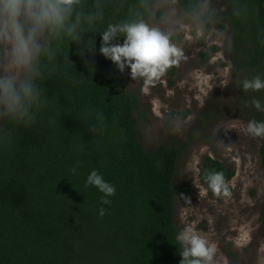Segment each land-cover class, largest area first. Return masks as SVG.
I'll return each mask as SVG.
<instances>
[{
  "label": "trees",
  "instance_id": "16d2710c",
  "mask_svg": "<svg viewBox=\"0 0 264 264\" xmlns=\"http://www.w3.org/2000/svg\"><path fill=\"white\" fill-rule=\"evenodd\" d=\"M227 7L228 0H223ZM264 24V0H252ZM232 45L227 48L236 79L264 72V47L254 26L230 24ZM81 56L70 46L69 79L53 76L42 82L50 98L47 111L29 129L12 130L11 144L0 148V264H179L175 241L173 186L180 153L174 144L146 150L136 133L138 98L125 90L122 75L98 53ZM215 49V47H212ZM204 63L207 53H201ZM87 61V63H86ZM73 79L75 83H73ZM239 95L251 119L264 112L251 105L264 91ZM102 130L93 135L96 114ZM48 116L55 122L48 124ZM83 147L82 152L75 150ZM264 169V137L259 146ZM76 169L75 174L70 170ZM92 169L116 186L110 205L102 195L84 187ZM232 174L219 160L204 157L201 173ZM99 207L105 215H97Z\"/></svg>",
  "mask_w": 264,
  "mask_h": 264
},
{
  "label": "clouds",
  "instance_id": "9594fccd",
  "mask_svg": "<svg viewBox=\"0 0 264 264\" xmlns=\"http://www.w3.org/2000/svg\"><path fill=\"white\" fill-rule=\"evenodd\" d=\"M242 22L254 26L257 43L264 47V24L252 0H228L221 7L220 0H0V121L12 128H32L38 117L50 106V98L42 82L53 76L69 79L67 69L70 46L83 56L96 49V34L99 35L98 53L123 74L128 70L134 81L142 82L140 91L147 95L150 86L161 80L166 70L185 59V43L203 42L208 48L221 49L212 57L225 66L217 67L215 74L194 69L191 73L194 97L201 107L204 98L217 84L228 85L233 77L231 61L224 59L222 51L232 45L231 23ZM87 63V61H86ZM214 81H218L215 83ZM73 83H75L73 79ZM242 92L264 91V72L235 79ZM184 81L178 86L183 87ZM171 94V93H169ZM188 103L190 100L185 98ZM152 113L163 119L168 110L159 99L151 100ZM252 107L264 112V102L255 96ZM177 113L171 117V130L180 134L192 120ZM93 124V135L102 130L103 116L96 114L88 119ZM48 124L55 118L48 116ZM236 129L254 137H264V120L249 119L239 125L228 127L221 124L215 131ZM11 144V131L0 128V148ZM75 150L83 151L81 145ZM207 151L201 146L193 153L186 165L199 199L230 197L229 184L222 171L201 173L200 156ZM75 174L76 169L70 170ZM94 187L102 195L101 205H110L116 186L105 180L96 169L88 172L84 187ZM97 215L103 217L105 208L99 207ZM236 234L226 239L237 249L246 248L252 241L247 224L235 223ZM179 245V264H215L217 245L196 227L195 222L185 223L175 234ZM254 264H264V241L258 242Z\"/></svg>",
  "mask_w": 264,
  "mask_h": 264
},
{
  "label": "rangeland",
  "instance_id": "374dc122",
  "mask_svg": "<svg viewBox=\"0 0 264 264\" xmlns=\"http://www.w3.org/2000/svg\"><path fill=\"white\" fill-rule=\"evenodd\" d=\"M220 2L224 7L223 0ZM183 50L185 59L167 69L161 80L150 86L147 95L140 91L142 82L134 81L127 69L121 74L125 90L133 92L138 98V113L134 114L135 133L146 150L152 151L159 144H174L180 150L172 182L178 190L173 212L176 231L185 223L195 222L196 227L217 245L215 264H254L258 242L264 241V169L259 162L262 137L248 136L238 127H221L215 131L218 125H239L251 119L252 115L244 108L239 87L234 83V71L232 81L223 87L218 84L214 86L201 107L194 98L198 93L191 86L190 73L194 69H201L205 73L215 74L217 67L225 66L220 60L212 61V57L221 49L208 48L200 42L185 43ZM201 53H207L204 63ZM222 55L230 61L227 48ZM181 81H184L183 87L178 86ZM153 98L159 99L168 110L164 113L162 108L163 119L157 118L151 111ZM177 113L193 117L180 134L174 133L169 124L171 117ZM205 145L207 151L200 156V168L204 157L209 156L221 161L232 173L228 178L230 197L227 200L213 198L211 193L208 198L199 199L190 173L186 171L191 155L198 153L199 148ZM234 223L247 224L251 229L252 241L246 248L237 250L226 239L236 234L232 231Z\"/></svg>",
  "mask_w": 264,
  "mask_h": 264
}]
</instances>
